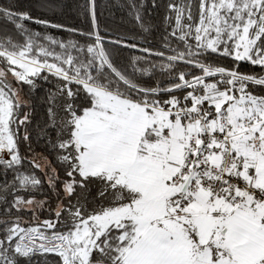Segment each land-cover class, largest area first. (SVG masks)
Returning <instances> with one entry per match:
<instances>
[{
    "label": "snow or ice",
    "instance_id": "1",
    "mask_svg": "<svg viewBox=\"0 0 264 264\" xmlns=\"http://www.w3.org/2000/svg\"><path fill=\"white\" fill-rule=\"evenodd\" d=\"M32 8L0 2V264H264V0Z\"/></svg>",
    "mask_w": 264,
    "mask_h": 264
},
{
    "label": "trees",
    "instance_id": "2",
    "mask_svg": "<svg viewBox=\"0 0 264 264\" xmlns=\"http://www.w3.org/2000/svg\"><path fill=\"white\" fill-rule=\"evenodd\" d=\"M0 2H9V0H0ZM70 4L75 5L82 3L83 0H69ZM18 3L24 10L32 8L34 0H18ZM98 3V20L102 29H108L110 32H127L132 28L134 21H130L128 18L127 0H97ZM78 9L72 10V8L66 9L63 12H56L54 14L56 22L65 23L70 27H79L87 30L90 27V23L87 19L80 17ZM31 14L33 16L40 15V12L35 8H32ZM49 18L53 17V14H46ZM162 15V13L160 14ZM160 16H154L153 22H157ZM124 23H121V21ZM29 27L37 28L36 25H29ZM50 32L56 35H64L63 33H55L54 30L49 29ZM44 96L42 89H38L33 98L35 104V119L36 121L46 120L45 116V104L42 102L41 97ZM35 134V133H34ZM43 141L36 144L37 152H44L45 148L42 147ZM43 163V161H41ZM39 174V173H37Z\"/></svg>",
    "mask_w": 264,
    "mask_h": 264
}]
</instances>
